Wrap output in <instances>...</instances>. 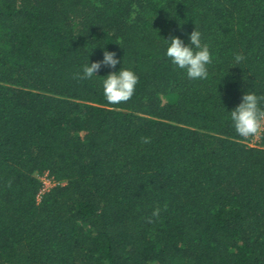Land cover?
<instances>
[{
  "label": "trees",
  "instance_id": "obj_1",
  "mask_svg": "<svg viewBox=\"0 0 264 264\" xmlns=\"http://www.w3.org/2000/svg\"><path fill=\"white\" fill-rule=\"evenodd\" d=\"M194 28L206 80L165 55ZM103 50L139 77L126 103L119 64L80 79ZM248 90L264 0H0V264H264V136L228 113Z\"/></svg>",
  "mask_w": 264,
  "mask_h": 264
},
{
  "label": "clouds",
  "instance_id": "obj_2",
  "mask_svg": "<svg viewBox=\"0 0 264 264\" xmlns=\"http://www.w3.org/2000/svg\"><path fill=\"white\" fill-rule=\"evenodd\" d=\"M163 39L165 55L178 69L184 70L189 79L206 80L208 78V65L212 63V54L209 46L202 43V33L199 30L194 28L188 35V43L178 36ZM234 59L238 64L244 60V56L237 54ZM118 64L120 65L118 70L103 76L104 79L101 82L104 98L112 105L129 101L139 82V77L133 70L121 67V59L117 58L115 52L103 50L101 60L91 63L87 60L80 74V79L91 80L94 76H98L96 73L102 67L115 69ZM228 113L240 137L248 139L264 136V95H258L252 90L245 91L240 102ZM159 211L158 208L154 209L153 216H158Z\"/></svg>",
  "mask_w": 264,
  "mask_h": 264
},
{
  "label": "built area",
  "instance_id": "obj_3",
  "mask_svg": "<svg viewBox=\"0 0 264 264\" xmlns=\"http://www.w3.org/2000/svg\"><path fill=\"white\" fill-rule=\"evenodd\" d=\"M39 179L42 182V187H41L38 195H40L44 191L48 190L50 187H52L55 184L54 180L52 179V177H50L48 175L47 172L39 175Z\"/></svg>",
  "mask_w": 264,
  "mask_h": 264
},
{
  "label": "rangeland",
  "instance_id": "obj_4",
  "mask_svg": "<svg viewBox=\"0 0 264 264\" xmlns=\"http://www.w3.org/2000/svg\"><path fill=\"white\" fill-rule=\"evenodd\" d=\"M258 140V138H250L249 140H245L246 142H248L249 144H255V142Z\"/></svg>",
  "mask_w": 264,
  "mask_h": 264
}]
</instances>
